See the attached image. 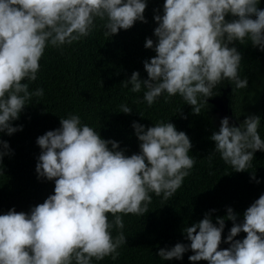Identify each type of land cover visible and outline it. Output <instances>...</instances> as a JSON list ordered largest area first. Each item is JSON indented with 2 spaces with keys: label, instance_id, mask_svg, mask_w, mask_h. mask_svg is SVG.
<instances>
[{
  "label": "clouds",
  "instance_id": "9594fccd",
  "mask_svg": "<svg viewBox=\"0 0 264 264\" xmlns=\"http://www.w3.org/2000/svg\"><path fill=\"white\" fill-rule=\"evenodd\" d=\"M260 3L163 0L162 10L153 9L155 39L145 38V49L155 52L143 61L147 78L133 71L121 85H130L133 93L143 90L142 100L134 102H146L149 108L162 95L165 103L179 95L197 116L206 106L211 108L208 100L219 95L214 89L223 82L247 88L248 79L239 76L242 56L235 45L247 40L264 52ZM147 6L148 0H0V133L11 136L22 131L23 125L13 122L34 97L44 96L43 88L30 91L29 84L37 80L46 48L80 42L97 21L106 37L131 29L138 21L148 23ZM119 109L124 114L133 111L124 103ZM59 124L36 139L40 153L35 173L40 181L54 182L53 193L27 212L12 207L0 214V264L118 260V249L127 243L123 216L148 213L152 193L163 200L173 197L196 163L189 155L190 138L170 121L151 126L133 122L139 151L131 155L119 142L102 138L82 123L79 114L60 117ZM260 124L258 115L248 114L239 126L225 116L218 131L208 137L214 142L212 155L219 154L233 172L248 171L254 153L264 151ZM11 155L8 142L0 139V162ZM251 179L260 183L255 171ZM215 211L183 227L188 243L160 248L156 255L163 261L182 260L191 251L192 264H264V193L244 210L240 222L239 214L227 207L226 215L214 223ZM226 221L232 227L225 239ZM240 233L246 236L235 239ZM222 243L229 246L221 249Z\"/></svg>",
  "mask_w": 264,
  "mask_h": 264
},
{
  "label": "trees",
  "instance_id": "16d2710c",
  "mask_svg": "<svg viewBox=\"0 0 264 264\" xmlns=\"http://www.w3.org/2000/svg\"><path fill=\"white\" fill-rule=\"evenodd\" d=\"M162 5L163 0H148L144 13L148 23L138 21L131 29L120 30L113 37H106L101 22L97 21L93 32L80 42L62 49L46 48L37 80L29 84L30 91L43 88L44 96L34 97L20 118L13 122V126L23 125L22 131L11 136L0 133V139L7 141L13 152L0 162V214L12 207L27 212L53 193L54 182L40 181L35 173L36 157L40 153L36 139L46 131L58 128L60 117H66L68 113L79 114L82 123L100 132L102 138L119 142L120 148L126 149V155L139 151V142L131 126L133 122L151 126L157 121H170L178 131L188 135L192 144L189 155L196 163L182 186L168 200L150 194L152 202L145 215L123 216L127 243L118 249V260L106 257L103 261L93 260V264H192L188 259L193 254L191 251L186 252L182 260L171 261L161 260L156 253L177 242L188 243L183 227L198 222L209 210L216 209L212 213L214 223L216 217L226 215L227 207L239 214L238 222L242 221L244 210L264 193V151H256L252 167L239 173L225 165L219 154L212 155L214 142L208 137L219 127L211 108L206 106L199 116L193 115L191 107L179 95L171 97L168 103L162 95L149 108L146 102H134L138 98L142 100L143 90L133 93L129 90L130 85L128 88L121 85L133 71H139L141 79L147 78L143 61L153 57L155 52L145 49V38L155 39L153 9L162 10ZM259 7L264 9V0ZM235 46L242 56L239 76L248 79V87L235 89L231 85L230 108L240 122L248 114L260 116L258 132L264 140V52L253 48L247 40L243 45L237 43ZM122 103L132 108L131 114L119 112ZM209 155H212L211 160ZM253 171L259 184L251 179ZM225 223L222 237L226 239L232 222ZM245 236L240 233L235 239ZM228 246L222 243L220 248Z\"/></svg>",
  "mask_w": 264,
  "mask_h": 264
},
{
  "label": "rangeland",
  "instance_id": "374dc122",
  "mask_svg": "<svg viewBox=\"0 0 264 264\" xmlns=\"http://www.w3.org/2000/svg\"><path fill=\"white\" fill-rule=\"evenodd\" d=\"M214 91L218 92L219 95L210 98L208 102L211 105V110L216 126H220V120L225 116L230 118V124H235L237 126L240 122V119L234 115L230 108V103L232 100L231 84H228V82L225 81L221 85H219L217 89H214ZM241 110H239V112L242 113ZM243 111L245 113V110Z\"/></svg>",
  "mask_w": 264,
  "mask_h": 264
}]
</instances>
